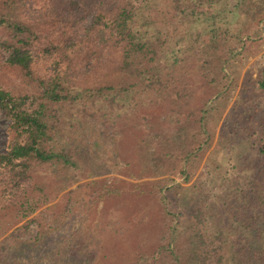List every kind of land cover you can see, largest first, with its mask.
I'll return each instance as SVG.
<instances>
[{"label": "trees", "instance_id": "1", "mask_svg": "<svg viewBox=\"0 0 264 264\" xmlns=\"http://www.w3.org/2000/svg\"><path fill=\"white\" fill-rule=\"evenodd\" d=\"M160 2L0 0V110L11 130L0 153V238L50 202L52 178L95 174L86 158L107 141L120 150L133 128L156 177L135 185L151 195L138 224L154 208L160 219L139 235L128 264H264V76L242 117L221 128L226 141L248 139V164L232 165L240 172L193 197V209L171 197L185 188L172 173L189 180L211 147L233 81L229 62L254 26L261 31L264 0ZM2 245L0 264H27Z\"/></svg>", "mask_w": 264, "mask_h": 264}, {"label": "rangeland", "instance_id": "2", "mask_svg": "<svg viewBox=\"0 0 264 264\" xmlns=\"http://www.w3.org/2000/svg\"><path fill=\"white\" fill-rule=\"evenodd\" d=\"M164 1L161 0L160 4ZM145 9V5L141 6L140 11L145 12ZM257 29L254 26L243 38L244 43L238 50L240 53L229 62L233 81L219 113L213 117L211 147L191 171L189 180H185L187 176L180 172L172 173L185 188L175 189L176 193L171 197H182L191 209L193 202L198 200L193 197L199 198L206 190L217 191L218 185L224 183L225 174L240 172L232 165H246L250 160L245 154H254L245 136L236 142L226 141L221 128L225 120L242 117L248 98L252 96V87L264 76V22L260 25L261 31ZM199 90L202 92L203 88ZM162 109L156 106L153 112H161ZM9 125L10 120L0 110V153L9 147ZM124 134L120 139V150L114 147L113 142L107 141L95 149L94 155L86 158L95 174L77 171L76 177L73 175L63 182L52 178L49 181L51 188L48 187L51 189L50 202L5 233L0 238L3 242L1 249L8 247L3 249L5 253L27 264H128L134 260L137 253L134 247L139 244V235L149 228L151 232L157 230L160 216L158 209L154 208L156 210L151 212L153 217L147 216L150 223L138 224L141 218L139 211L151 200V195L138 194L135 185L147 187V182L156 178L149 176L147 168L155 162L150 157L143 160L141 153L138 154V149L142 151L147 146L141 140L136 142L139 137L131 141L133 135L139 136L135 129L130 128ZM105 188L113 190L114 195L102 197ZM23 223L30 226L28 231L22 235L14 232ZM150 237L151 234L145 239L150 240ZM36 239L39 240L34 243Z\"/></svg>", "mask_w": 264, "mask_h": 264}]
</instances>
